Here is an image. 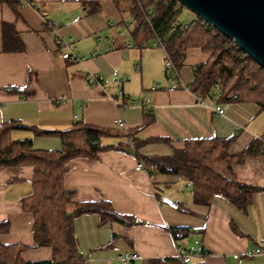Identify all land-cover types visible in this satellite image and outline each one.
Listing matches in <instances>:
<instances>
[{
    "label": "crops",
    "instance_id": "crops-1",
    "mask_svg": "<svg viewBox=\"0 0 264 264\" xmlns=\"http://www.w3.org/2000/svg\"><path fill=\"white\" fill-rule=\"evenodd\" d=\"M31 2L15 9L0 0V125L18 120L26 127L65 130L83 120L110 129L108 145L127 142L124 149L100 152L98 159L79 157L68 164L64 183L72 191L69 208L76 202L106 200L117 213L142 221L100 224L97 214L76 218L81 251L96 249L86 264H149L151 259L176 257L179 246L170 227L191 229L179 241L192 253L188 264H264V151L233 167L239 181L260 188L247 209L241 210L223 195L215 196L210 206L197 204L184 177L162 173L151 177L147 169H137L144 160L127 137L169 138L140 149L143 154L167 155L184 148L187 138L237 134L229 152L238 154L264 136V109L256 102L198 98L190 88L194 67L210 54L190 47L174 74L156 35L134 31L126 1ZM4 24L15 29L23 50L5 49ZM58 36L73 37L80 60L63 57ZM95 74L103 76V86L88 82ZM216 105L224 108L223 114L217 113ZM148 118L150 122L143 125ZM11 135L32 138L38 150L62 148L58 135L24 128ZM33 174L31 165L0 166V223L9 222V230L0 233L3 244L35 243L33 214L21 203L32 188ZM158 185L177 206L159 201L157 194L164 195ZM180 202L190 211L179 209ZM124 253H136L137 258L119 259ZM52 255L49 246L22 252L28 261L49 260Z\"/></svg>",
    "mask_w": 264,
    "mask_h": 264
},
{
    "label": "trees",
    "instance_id": "trees-1",
    "mask_svg": "<svg viewBox=\"0 0 264 264\" xmlns=\"http://www.w3.org/2000/svg\"><path fill=\"white\" fill-rule=\"evenodd\" d=\"M17 9L21 0H2ZM126 1L127 9L134 22V31L154 33L172 62L173 73L183 66L187 50L201 47L210 54L205 63L194 67L191 90L201 100L214 99L217 103L256 102L264 109V67L253 57L239 49L234 40L225 36L199 15L191 20L181 19L185 7L177 0H117ZM179 6V11L176 7ZM4 47L7 51L23 50L24 44L15 29L9 24L3 27ZM12 91H19L14 89ZM236 95L235 98H232ZM150 122L146 119L143 125ZM24 128L39 135H58L62 140L59 150H38L33 147L32 138L14 139L13 130ZM110 129L86 124L76 120L72 127L60 129H38L26 127L18 120L3 122L0 125V166H33L32 188L22 199V207L34 217V245L22 243L3 244L0 241V264H86L88 253L81 251L75 233V220L84 214H97L100 224L121 221L140 224L134 216L117 213L110 201L76 202L71 204L72 191L65 187L64 176L69 162L74 158L98 159L99 153L111 149H124L127 142L116 145L104 143L111 136ZM134 152L144 160L151 177L156 174H175L184 177L191 187L193 202L210 206L213 198L223 195L241 210L251 203L253 192L260 188L238 180L234 165L245 162L248 157L264 151V144L254 140L238 154L229 152L237 134L221 138L205 136L187 138L185 147L175 149L167 155H148L140 149L146 144L169 142L166 137L132 138L127 135ZM130 138L132 140L130 141ZM159 201L163 197L157 194ZM179 209L189 212L184 202ZM9 230V222L0 223V233ZM174 239L179 244L191 229L170 227ZM49 246L52 258L49 260L28 261L22 252L30 247ZM103 245L102 248L107 247ZM149 264H178L176 257L151 259Z\"/></svg>",
    "mask_w": 264,
    "mask_h": 264
},
{
    "label": "water",
    "instance_id": "water-1",
    "mask_svg": "<svg viewBox=\"0 0 264 264\" xmlns=\"http://www.w3.org/2000/svg\"><path fill=\"white\" fill-rule=\"evenodd\" d=\"M264 67V0H177ZM164 202L177 206L168 197Z\"/></svg>",
    "mask_w": 264,
    "mask_h": 264
},
{
    "label": "built area",
    "instance_id": "built-area-1",
    "mask_svg": "<svg viewBox=\"0 0 264 264\" xmlns=\"http://www.w3.org/2000/svg\"><path fill=\"white\" fill-rule=\"evenodd\" d=\"M22 5H27V4H31V0H21ZM179 4H181L178 1ZM179 6L176 7V11H179ZM42 13L44 14L45 12L42 11ZM78 18H75L73 21H78ZM46 23V20H45ZM57 42L59 47H62L64 49L63 51V57L66 59H70L73 61H77L80 60V57L77 56V54L74 51V39L73 37H62V36H58L57 37ZM158 42V39H157ZM145 44V43H144ZM234 44H236L234 42ZM237 45V44H236ZM168 65L172 66V62L169 60L168 61ZM90 84L92 85H100L103 86L105 83V80L103 78V76L101 75H92L88 81ZM236 95H233L232 98H235ZM215 110L217 111V113L219 114H223L224 113V108L221 107L220 105H216L215 106ZM132 140V138H130V141ZM259 140L264 144V136L259 137ZM137 169H147V166L145 165V163L143 161H139V163L137 164ZM192 257V253L191 251H188L186 248L184 247H179V251L177 253V260H178V264H188L191 260ZM137 258V254L136 253H124L119 255V259L124 260V261H131Z\"/></svg>",
    "mask_w": 264,
    "mask_h": 264
},
{
    "label": "rangeland",
    "instance_id": "rangeland-1",
    "mask_svg": "<svg viewBox=\"0 0 264 264\" xmlns=\"http://www.w3.org/2000/svg\"><path fill=\"white\" fill-rule=\"evenodd\" d=\"M195 13L193 12V11H191L189 8H187V7H184L183 8V10H182V12H181V16H180V18L181 19H188V20H191V19H193L194 17H195ZM126 31H127V29H126ZM110 137V136H109ZM108 137H105V138H103L104 140V143L106 142V141H108V139H107ZM159 187H156L157 189H158V191L159 192H161V194H163L164 196H163V198H165L166 196V194H167V190L166 189H164L165 187H163L162 185H158ZM183 194H184V192H183Z\"/></svg>",
    "mask_w": 264,
    "mask_h": 264
}]
</instances>
